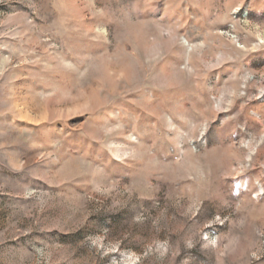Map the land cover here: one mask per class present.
I'll return each mask as SVG.
<instances>
[{
  "label": "rangeland",
  "instance_id": "rangeland-1",
  "mask_svg": "<svg viewBox=\"0 0 264 264\" xmlns=\"http://www.w3.org/2000/svg\"><path fill=\"white\" fill-rule=\"evenodd\" d=\"M0 264H264V0H0Z\"/></svg>",
  "mask_w": 264,
  "mask_h": 264
},
{
  "label": "bare ground",
  "instance_id": "bare-ground-1",
  "mask_svg": "<svg viewBox=\"0 0 264 264\" xmlns=\"http://www.w3.org/2000/svg\"><path fill=\"white\" fill-rule=\"evenodd\" d=\"M263 93V92H262Z\"/></svg>",
  "mask_w": 264,
  "mask_h": 264
}]
</instances>
